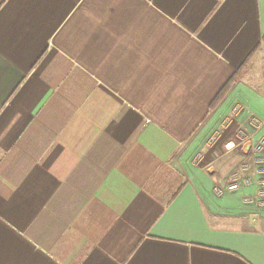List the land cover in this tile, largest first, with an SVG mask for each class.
<instances>
[{
	"label": "crops",
	"instance_id": "1",
	"mask_svg": "<svg viewBox=\"0 0 264 264\" xmlns=\"http://www.w3.org/2000/svg\"><path fill=\"white\" fill-rule=\"evenodd\" d=\"M263 139L264 0H0V264H264Z\"/></svg>",
	"mask_w": 264,
	"mask_h": 264
},
{
	"label": "built area",
	"instance_id": "2",
	"mask_svg": "<svg viewBox=\"0 0 264 264\" xmlns=\"http://www.w3.org/2000/svg\"><path fill=\"white\" fill-rule=\"evenodd\" d=\"M248 138L249 137H247L245 133H240V141L246 143L249 140ZM230 144L235 146L234 143H229L227 147ZM228 148L230 149V147ZM252 153L255 162V169L253 174L251 176L238 174L234 175L226 188L218 190L217 194L222 195L224 192L238 193L240 191H243V189L246 187L257 184L258 190L254 194H242V198L254 203H258L262 207H264V139L254 145Z\"/></svg>",
	"mask_w": 264,
	"mask_h": 264
},
{
	"label": "trees",
	"instance_id": "3",
	"mask_svg": "<svg viewBox=\"0 0 264 264\" xmlns=\"http://www.w3.org/2000/svg\"><path fill=\"white\" fill-rule=\"evenodd\" d=\"M234 82V78L227 84V86L225 87V89L220 93V95L217 97V99L214 101L212 107L214 108L217 103L221 100L222 96L230 89V87L232 86V83Z\"/></svg>",
	"mask_w": 264,
	"mask_h": 264
},
{
	"label": "clouds",
	"instance_id": "4",
	"mask_svg": "<svg viewBox=\"0 0 264 264\" xmlns=\"http://www.w3.org/2000/svg\"><path fill=\"white\" fill-rule=\"evenodd\" d=\"M233 146H234V145H231V144H230L228 147H230V148H231V147H233Z\"/></svg>",
	"mask_w": 264,
	"mask_h": 264
}]
</instances>
